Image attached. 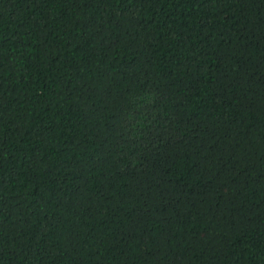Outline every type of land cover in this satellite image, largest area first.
<instances>
[{
  "label": "trees",
  "instance_id": "trees-1",
  "mask_svg": "<svg viewBox=\"0 0 264 264\" xmlns=\"http://www.w3.org/2000/svg\"><path fill=\"white\" fill-rule=\"evenodd\" d=\"M0 264H264V0H0Z\"/></svg>",
  "mask_w": 264,
  "mask_h": 264
}]
</instances>
